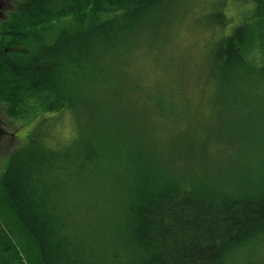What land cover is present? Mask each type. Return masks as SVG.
<instances>
[{
    "label": "trees",
    "instance_id": "trees-1",
    "mask_svg": "<svg viewBox=\"0 0 264 264\" xmlns=\"http://www.w3.org/2000/svg\"><path fill=\"white\" fill-rule=\"evenodd\" d=\"M226 1H216L207 18L213 27H224L222 36L207 44L208 110L184 81L179 87L167 84L138 119L137 109L128 107L125 84L128 79L139 85L131 76L133 55L140 41L174 49L171 35L179 30L187 0L17 1L0 24V103L13 118H33V127L0 176V210L10 221L9 227L0 222V264H91L64 234L67 207L48 196L66 199L65 193L82 188L89 176L120 188L115 196L128 232L127 264H238L233 253L263 237L264 156L257 162L251 151L218 171L206 165V147L226 140L222 128L208 135L212 113L233 114L230 147H244L246 90L264 95V0H254L255 11L239 24L227 17ZM57 20L63 26L55 32L51 26ZM260 45L263 62L257 65L250 55L254 58ZM79 69L87 76L86 96L67 90ZM81 108L89 125L99 118L113 127L136 124L133 147L103 158L85 138L80 151L69 147L73 130L66 137L61 122ZM86 109L96 117H86ZM151 113L173 121L166 131L181 137L168 146L176 148L163 149L170 134L159 136L164 129L156 125L155 131ZM106 160L113 162L110 167ZM76 170L84 176L77 177Z\"/></svg>",
    "mask_w": 264,
    "mask_h": 264
},
{
    "label": "rangeland",
    "instance_id": "rangeland-1",
    "mask_svg": "<svg viewBox=\"0 0 264 264\" xmlns=\"http://www.w3.org/2000/svg\"><path fill=\"white\" fill-rule=\"evenodd\" d=\"M17 1L0 0V24L14 10ZM213 1L187 0V5L183 10L185 13L178 17L179 30H175L171 35L175 38L173 40L174 49L170 45L161 44L159 46L158 44L156 47L149 48L146 42L138 43L141 48L137 49L139 51L133 55L131 76L134 80L139 79V85L136 86L133 82H128V79L125 81L126 86L129 87L128 107L137 109L135 113L137 119L144 112L151 110L152 102L162 96L163 89L167 84L179 87L184 81H187L194 100L205 108L204 112L208 110V105L203 100L204 91L212 82L208 73L209 47L207 44L209 43L211 46L224 33V27L217 24L213 27V22L207 19L211 17L212 5L219 0ZM226 2L225 13L232 24L243 22L252 15L256 8L254 0H227ZM62 26L63 24L57 20L52 23L51 27L56 32ZM257 28L258 26L255 29ZM231 30L232 28H228V32ZM8 40L9 37L5 38V41ZM262 53L263 49L260 45L257 47L255 57L250 55L255 64H262ZM86 80V73L79 69L71 77L67 86L68 92L76 96H86ZM246 95L245 114L242 119L244 147H230L233 133L231 129L233 114L231 112L214 111L209 118L208 135L213 136L222 128L224 129L222 133L226 136L225 144L218 145L213 142V146L206 147V165L213 171H218L223 166L226 167L232 160L240 156L247 157V153L251 151L258 154L257 162L264 156V151L258 149V147H264V95L257 97L258 95L252 90H246ZM101 96V93L97 94L99 99ZM152 97L155 99L152 100ZM91 98L93 99L94 96L92 95ZM5 110H7L6 104L0 103V176L8 165L11 152L25 143L27 133L33 127V118L20 120L11 117ZM149 115L152 116L155 131L159 130L156 125L164 129L159 133L162 139L165 134L167 136L170 134L165 140L166 146L163 149L168 151L176 148L168 146L181 137L166 131L168 127L173 126V121L168 120L167 123L162 121L164 118L158 113ZM71 116L72 118L68 116L61 122V133H64L66 137H70L73 130V140L69 147L80 151L83 148L77 146L80 144L81 138H85L93 147L100 148L98 154L101 158L107 156L106 152L108 151L109 155L117 157L119 152H125L133 147L136 124L128 128L119 126L117 128L108 125L102 118H99L89 125L82 119V108L73 111ZM85 116L93 119L96 117L95 114L87 112V109ZM184 134H189V132L185 131ZM112 140H116L118 143L115 147L104 145ZM50 142L55 144L54 140ZM122 159L127 160L126 154ZM104 163L113 162L106 160ZM107 166L110 167V164ZM76 174L81 178L85 171L78 172L76 170ZM54 175L55 172H52L47 176L49 184L54 179ZM118 189H120L118 185L114 186L113 182L89 176L82 188L79 190L74 188L65 193L68 200L74 197L78 199L75 204L69 203L61 196L48 193L53 202L60 198L63 201V207H67L65 216L67 227L64 234L80 256L91 264H127L128 262L127 252H124L128 232L123 224L124 217L117 211L115 195ZM0 222L10 226L9 219L1 210ZM20 248L23 251L22 246ZM232 260L238 264H264V235L237 249L232 255Z\"/></svg>",
    "mask_w": 264,
    "mask_h": 264
},
{
    "label": "bare ground",
    "instance_id": "bare-ground-1",
    "mask_svg": "<svg viewBox=\"0 0 264 264\" xmlns=\"http://www.w3.org/2000/svg\"><path fill=\"white\" fill-rule=\"evenodd\" d=\"M51 35V34H50ZM246 36V35H245ZM91 54V53H90ZM129 160V159H128ZM134 160V159H133ZM135 161V160H134ZM129 163V162H128ZM126 168V167H125ZM112 169V168H111ZM120 172V171H119ZM107 176V175H106ZM27 182V181H26ZM90 226V225H89ZM74 228V227H73ZM72 230V229H71ZM88 230V229H87ZM96 230V229H95ZM105 234V233H104Z\"/></svg>",
    "mask_w": 264,
    "mask_h": 264
}]
</instances>
